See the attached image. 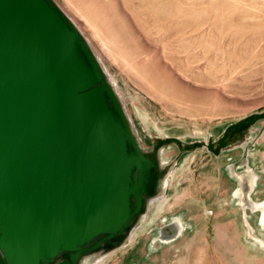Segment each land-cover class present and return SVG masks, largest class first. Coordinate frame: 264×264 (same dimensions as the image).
I'll return each instance as SVG.
<instances>
[{
  "label": "rangeland",
  "instance_id": "rangeland-1",
  "mask_svg": "<svg viewBox=\"0 0 264 264\" xmlns=\"http://www.w3.org/2000/svg\"><path fill=\"white\" fill-rule=\"evenodd\" d=\"M54 1L142 149L196 146L159 147L160 191L121 246L85 264H264L263 211L246 202L264 204V120L218 155L204 145L264 112V0Z\"/></svg>",
  "mask_w": 264,
  "mask_h": 264
},
{
  "label": "water",
  "instance_id": "water-1",
  "mask_svg": "<svg viewBox=\"0 0 264 264\" xmlns=\"http://www.w3.org/2000/svg\"><path fill=\"white\" fill-rule=\"evenodd\" d=\"M264 120L255 113L215 142ZM86 39L54 0H0V264H85L121 246L160 191Z\"/></svg>",
  "mask_w": 264,
  "mask_h": 264
},
{
  "label": "flooded vegetation",
  "instance_id": "flooded-vegetation-1",
  "mask_svg": "<svg viewBox=\"0 0 264 264\" xmlns=\"http://www.w3.org/2000/svg\"><path fill=\"white\" fill-rule=\"evenodd\" d=\"M246 202L248 203V206L253 210L262 209L264 215V204L252 203V201H250L249 199H246ZM262 220H264V216Z\"/></svg>",
  "mask_w": 264,
  "mask_h": 264
},
{
  "label": "bare ground",
  "instance_id": "bare-ground-1",
  "mask_svg": "<svg viewBox=\"0 0 264 264\" xmlns=\"http://www.w3.org/2000/svg\"><path fill=\"white\" fill-rule=\"evenodd\" d=\"M143 150H144V149H143ZM158 210H159V209H158ZM134 236H135V235H134ZM130 238H131V240H132V237H130ZM126 239H127V238H126ZM118 250H119V249H118ZM116 251H117V250H116ZM110 256H111V255H110ZM98 257H99V256H98ZM98 257H97V258H98ZM97 258H96V259H97ZM99 258H100V257H99ZM96 259H95V260H96ZM103 261H104V260H103ZM101 262H102V261H101ZM98 264H99V262H98Z\"/></svg>",
  "mask_w": 264,
  "mask_h": 264
}]
</instances>
